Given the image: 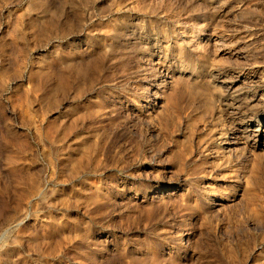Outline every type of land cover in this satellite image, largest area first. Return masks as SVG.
<instances>
[{
	"label": "rangeland",
	"instance_id": "rangeland-1",
	"mask_svg": "<svg viewBox=\"0 0 264 264\" xmlns=\"http://www.w3.org/2000/svg\"><path fill=\"white\" fill-rule=\"evenodd\" d=\"M0 264H264V0H0Z\"/></svg>",
	"mask_w": 264,
	"mask_h": 264
},
{
	"label": "bare ground",
	"instance_id": "bare-ground-1",
	"mask_svg": "<svg viewBox=\"0 0 264 264\" xmlns=\"http://www.w3.org/2000/svg\"><path fill=\"white\" fill-rule=\"evenodd\" d=\"M234 13V12H233ZM214 27V26H213ZM215 29V28H214ZM241 30V29H240ZM212 31V30H211ZM214 31V30H213ZM246 31V30H245ZM133 32V31H132ZM216 34V33H215ZM239 34V33H238ZM253 38V37H252ZM81 40V39H80ZM238 41H240V40H238ZM245 41V40H244ZM234 42V41H233ZM250 43V42H249ZM143 44H144V42H143ZM228 44V43H227ZM252 44V43H251ZM144 46V45H143ZM142 46V47H143ZM213 47V46H212ZM84 48V47H83ZM219 48V47H218ZM96 49V48H95ZM217 49V48H216ZM79 52V51H78ZM83 52V51H82ZM262 52V51H261ZM79 53H81V52H79ZM213 53V52H212ZM249 55V54H248ZM46 56V55H45ZM247 57V56H246ZM174 58V57H173ZM216 58V57H215ZM94 60V59H93ZM166 60V59H165ZM49 61V60H48ZM171 61V60H170ZM248 61V60H247ZM218 62V61H217ZM161 63V62H160ZM262 64V63H261ZM245 66V65H244ZM251 67V66H250ZM82 68V67H81ZM182 67H180V69H181ZM184 68H186V66H184ZM187 68L188 69H190V66H187ZM213 68H215V67H213ZM257 68V67H256ZM89 69V68H88ZM183 69V68H182ZM191 69H192V71H194L195 69H196V67L195 66H192L191 67ZM218 70V69H217ZM213 71V70H212ZM91 72V71H90ZM161 72V71H160ZM176 73V72H175ZM177 74H178V72H177ZM234 75V74H233ZM58 78V77H57ZM173 79H175V81L173 82V83H175L176 82V84L177 85H179V84H182L181 82H183L182 80H181V78L180 77H178V75H176L175 76V78H173ZM182 79L184 80V78L182 77ZM187 80V79H186ZM209 80V79H208ZM254 80V79H253ZM192 81V80H191ZM207 82V81H206ZM250 83V82H249ZM188 84H190V83H188ZM188 84H186V91H187V93L189 94V96L191 97V98H202L203 96H202V94H203V92L201 91V90H199V89H197V88H194L195 86V84L193 85H188ZM244 84V83H243ZM260 84V83H259ZM210 85V84H209ZM239 85V84H238ZM194 86V87H193ZM199 87V86H198ZM208 87V86H207ZM212 89L214 88V87H211ZM246 88V87H245ZM226 89V88H225ZM208 90V89H207ZM214 90V89H213ZM212 92V91H211ZM226 92V91H225ZM210 94V93H209ZM204 95V94H203ZM202 96V97H201ZM209 98V97H208ZM207 98V99H208ZM211 100V98L209 99V101ZM209 101H207V104H204V110H210V107H212L211 105H210V103H209ZM164 103V102H163ZM205 103H206V101H205ZM209 103V104H208ZM212 103V102H211ZM220 104H222V105H220ZM226 103H224V101H223V99H220L219 100V104H218V106H219V108H222L221 106H223V105H225ZM228 105V104H227ZM169 106V105H168ZM186 106V105H185ZM170 108V107H169ZM226 108V107H225ZM212 109V108H211ZM180 111V110H179ZM207 112V111H206ZM153 114V113H152ZM249 114V113H248ZM251 114V113H250ZM177 115V114H176ZM155 117V116H154ZM177 117H179V115H177ZM201 117V116H200ZM150 118V117H149ZM156 118V117H155ZM174 119V118H173ZM178 122V121H177ZM208 125V124H207ZM245 127V126H244ZM254 128V127H253ZM259 128V127H258ZM190 132V131H189ZM222 133H224V131H222ZM226 133V132H225ZM221 135V134H220ZM226 135V134H225ZM224 135V136H225ZM228 135V134H227ZM222 138V137H221ZM250 138V137H249ZM229 140V139H228ZM241 140V139H240ZM207 141V140H206ZM227 142V141H226ZM228 143V142H227ZM241 145V144H240ZM177 148V147H176ZM180 148V147H179ZM174 150V149H173ZM234 150V149H233ZM251 151V150H250ZM205 152V151H204ZM175 154V159H178L177 157L179 156H177V153H174ZM244 157V156H243ZM179 162V161H178ZM258 165V164H257ZM251 169L253 168L251 165L249 166ZM248 167V168H249ZM260 167V166H259ZM258 166H257V168H259ZM255 168V167H254ZM253 168V169H254ZM71 169V168H70ZM179 169L182 171V168H180L179 167ZM245 171H248V170H245ZM252 172H253V170H251ZM256 170H254V172H255ZM249 172V171H248ZM251 172V173H252ZM257 172V171H256ZM243 173H244V171H243ZM249 174H250V172H249ZM237 175V174H236ZM235 176V175H234ZM245 176H248V174L247 175H245ZM238 179V178H237ZM241 179H243V178H241ZM182 182V181H181ZM241 182V181H240ZM245 182V181H244ZM179 183H180V180H179ZM242 183V182H241ZM248 183V182H247ZM243 184V183H242ZM239 185V184H238ZM244 185H246V184H244ZM179 187V186H178ZM185 187V186H184ZM172 192V191H171ZM173 194V193H172Z\"/></svg>",
	"mask_w": 264,
	"mask_h": 264
}]
</instances>
